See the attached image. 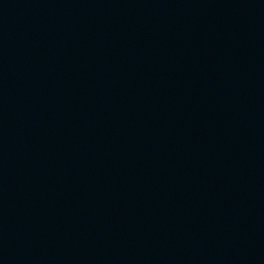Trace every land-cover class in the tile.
<instances>
[{"label":"water","instance_id":"95a60500","mask_svg":"<svg viewBox=\"0 0 264 264\" xmlns=\"http://www.w3.org/2000/svg\"><path fill=\"white\" fill-rule=\"evenodd\" d=\"M0 264H264V0H0Z\"/></svg>","mask_w":264,"mask_h":264}]
</instances>
